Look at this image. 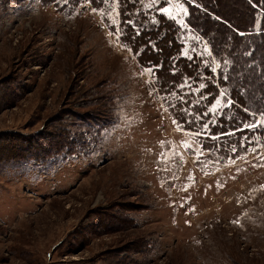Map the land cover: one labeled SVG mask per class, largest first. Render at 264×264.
Instances as JSON below:
<instances>
[{"label":"rangeland","instance_id":"1","mask_svg":"<svg viewBox=\"0 0 264 264\" xmlns=\"http://www.w3.org/2000/svg\"><path fill=\"white\" fill-rule=\"evenodd\" d=\"M80 1L0 0V136L69 137L0 165V264H264V141L179 130L117 1Z\"/></svg>","mask_w":264,"mask_h":264},{"label":"trees","instance_id":"2","mask_svg":"<svg viewBox=\"0 0 264 264\" xmlns=\"http://www.w3.org/2000/svg\"><path fill=\"white\" fill-rule=\"evenodd\" d=\"M57 1L41 0L42 5L47 7ZM116 1L118 26L127 33L121 35V44L127 49L131 48L130 52L144 66L161 65L155 70V86L162 97L175 91V95L163 98L172 115L180 120L184 118V114L179 111L180 93L183 91L184 100L187 101L184 107L191 105L194 113L208 110V115L201 121L207 124L204 134L218 136L216 139L205 137L208 143L215 144L220 138L227 139L228 135L221 134L233 131L239 139L256 135L264 141V117L260 115L264 113V0H177L186 8L183 20L163 12L170 5L168 0H142L141 3ZM129 18L140 32L135 40L131 38L132 26L124 23ZM181 23L183 28L180 27ZM203 46L211 53L208 59L217 58L214 60L218 66L217 72L224 68L223 60L229 61L225 69L228 79L205 78L206 87L195 95L189 94L188 89H177L176 85L182 83L184 76L195 79L204 74L207 77V68L199 59L189 61L180 55L182 47L188 55L195 56L193 49L199 51ZM137 49L140 50L139 55H135ZM173 64L175 74L172 71ZM197 66L200 73H197ZM221 91L227 95L218 96ZM202 95L205 98L200 99ZM229 97L233 104L230 108L224 107V101ZM170 104H175L176 108H170ZM249 120L262 126L236 131L243 122ZM198 128L199 124L184 125V129L190 132H196ZM66 133L63 127L57 129L55 134H40L33 139L20 137L21 143L18 140H3L8 135L0 136V165L32 160L45 163L64 152L65 148L62 147H66L69 140ZM235 140L230 139L229 148L232 144L236 145ZM238 148L244 150L242 142L238 143ZM238 156H242V153L236 155L235 159Z\"/></svg>","mask_w":264,"mask_h":264},{"label":"snow or ice","instance_id":"3","mask_svg":"<svg viewBox=\"0 0 264 264\" xmlns=\"http://www.w3.org/2000/svg\"><path fill=\"white\" fill-rule=\"evenodd\" d=\"M66 2H67V0H66ZM92 2H93V0H86V3H92ZM108 2H109V0H101V3H108ZM111 2L115 3L116 0H111ZM129 2L141 3L142 0H129ZM193 2H194V0H193ZM77 6H79V0H77ZM92 11L96 12V11H98V9L93 8ZM163 12L166 13L167 9H164ZM108 23L111 25L112 22L108 21ZM124 23L132 26L133 35L131 38L133 40H135L136 37L138 35H140V32H139L138 27L136 26L135 22L129 18L128 20H125ZM180 27L183 28L184 25L181 23ZM122 34L126 35L127 33L124 31L123 28H120L119 26L114 27L113 30L110 32V35L116 36L117 40H119V37ZM241 35H242V33H241ZM128 50L132 51L131 48H129ZM193 51L195 52V56L188 55L182 47L180 55L187 58L189 61H192L193 59H199L200 63L204 64L205 67L207 68V73H208L207 77L204 74H200L195 79L193 77L184 76L182 79V83H180L179 85H176L177 89H180V90L188 89L189 94L195 95L198 92H200L204 87H206V84L204 83L205 78H207L208 80H213V79L227 80L228 79L227 72L225 71V69L227 68V65L229 63L228 60L222 61L224 68H222L220 72H217L218 66H217V64L214 63V60L217 58L213 57L211 60L208 59V57L211 55V53H209L206 46L201 47L199 51H196L195 49H193ZM139 54H140V50L137 49L135 55H139ZM160 67H161V65H153L151 67L142 68V74L144 72H150L152 74L153 79H155V70L160 68ZM189 67H191V64H189ZM172 71H173V74H175V64L172 65ZM197 73H200L199 66H197ZM190 81H191V83H190ZM175 94H176L175 91L169 92V93H166L163 98L166 99L167 96L175 95ZM226 95H227V93L225 91L218 92V96L222 97V96H226ZM199 98L203 99L205 97L202 95ZM180 99H181V106L179 108V111L184 114V118H183V120H180L178 117H176L173 114V123L176 125V127L179 130H185L184 129L185 124H193V125L199 124V128L197 129V131L194 134L197 136L203 135L204 132L207 131V124L202 123L201 121H203L204 116L208 115V110L205 109V112H203V113H194L191 111V105H189V107H184V104L187 103V101L184 100L183 91H181V93H180ZM232 104H233V101L229 97L228 99H226L224 101L223 106L230 108L232 106ZM169 107L172 109H175L176 105L170 104ZM244 111L247 112L248 111L247 108H245ZM260 115H261V117H264V113H261ZM189 117H191V119H189ZM260 126H262V125L256 123L254 120H249V121L243 122V124L239 128H237L236 131H240V130L245 129V128L252 130V129H255V128L260 127ZM201 129L203 131H200ZM229 134H234V133H222L221 135H229ZM242 139H247V138L244 137ZM185 147L186 148L188 147L187 142L185 143ZM201 148H203L202 144H201ZM172 150H173L172 146H169V148L167 149V151H172ZM190 151L195 155H202L203 154L202 152H199L195 148L191 149ZM203 151L208 152V151H210V149L204 148ZM177 154L179 155V153H177ZM162 155L164 156V159L166 160V153H163ZM261 158H264V156H262ZM180 159L182 162L183 157L181 156ZM261 166H264V164H262ZM162 170L167 171L168 168L165 167ZM236 222L237 221H234V223H236Z\"/></svg>","mask_w":264,"mask_h":264}]
</instances>
